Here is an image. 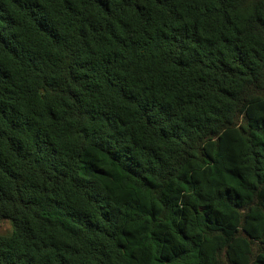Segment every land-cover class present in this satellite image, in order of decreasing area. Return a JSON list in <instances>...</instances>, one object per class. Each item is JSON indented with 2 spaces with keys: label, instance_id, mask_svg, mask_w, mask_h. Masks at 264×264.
<instances>
[{
  "label": "trees",
  "instance_id": "trees-1",
  "mask_svg": "<svg viewBox=\"0 0 264 264\" xmlns=\"http://www.w3.org/2000/svg\"><path fill=\"white\" fill-rule=\"evenodd\" d=\"M0 264H264V0H0Z\"/></svg>",
  "mask_w": 264,
  "mask_h": 264
},
{
  "label": "rangeland",
  "instance_id": "rangeland-1",
  "mask_svg": "<svg viewBox=\"0 0 264 264\" xmlns=\"http://www.w3.org/2000/svg\"><path fill=\"white\" fill-rule=\"evenodd\" d=\"M10 231V223L8 221H2L0 223V233L5 234Z\"/></svg>",
  "mask_w": 264,
  "mask_h": 264
}]
</instances>
